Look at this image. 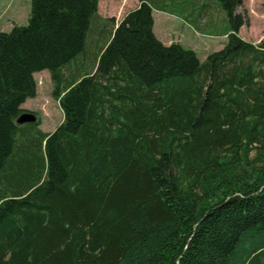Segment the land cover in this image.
Returning a JSON list of instances; mask_svg holds the SVG:
<instances>
[{
    "label": "trees",
    "instance_id": "16d2710c",
    "mask_svg": "<svg viewBox=\"0 0 264 264\" xmlns=\"http://www.w3.org/2000/svg\"><path fill=\"white\" fill-rule=\"evenodd\" d=\"M139 1L110 25L99 0H32L0 31V264H264V39L216 0L228 41L201 62L152 13L198 27L213 0ZM41 70L48 133L17 123Z\"/></svg>",
    "mask_w": 264,
    "mask_h": 264
},
{
    "label": "rangeland",
    "instance_id": "374dc122",
    "mask_svg": "<svg viewBox=\"0 0 264 264\" xmlns=\"http://www.w3.org/2000/svg\"><path fill=\"white\" fill-rule=\"evenodd\" d=\"M213 1L209 2L208 8L200 15L198 27L184 19L187 17L191 20V8L186 10L185 6L176 5H172V11L154 8L153 30L156 37L167 45L180 43L185 48H191L197 53L199 60L204 61L209 54L222 49L228 41L227 35H224L230 23L228 14L216 0ZM139 3V0H99L98 8L100 16L113 18L112 22L109 21L112 25L122 21L125 14L136 9ZM31 6L32 0H0V31L10 32L16 25L26 26L31 16ZM235 14L244 16V23L239 29L242 38L250 42L264 39V0H243ZM110 25L106 28L108 32L113 29ZM87 52L94 60L99 49L94 45ZM35 80L38 86L37 95L27 100L23 104L24 108L36 113L39 118L38 128L42 132H53L62 123L64 113L59 100L53 97L55 85L51 73L41 70L36 73Z\"/></svg>",
    "mask_w": 264,
    "mask_h": 264
},
{
    "label": "water",
    "instance_id": "95a60500",
    "mask_svg": "<svg viewBox=\"0 0 264 264\" xmlns=\"http://www.w3.org/2000/svg\"><path fill=\"white\" fill-rule=\"evenodd\" d=\"M38 119L37 115L33 111H25L20 117H18L17 123L19 124H25V123H31L36 122Z\"/></svg>",
    "mask_w": 264,
    "mask_h": 264
},
{
    "label": "crops",
    "instance_id": "0c3cea01",
    "mask_svg": "<svg viewBox=\"0 0 264 264\" xmlns=\"http://www.w3.org/2000/svg\"><path fill=\"white\" fill-rule=\"evenodd\" d=\"M155 9H153V11H154ZM100 14V13H99ZM173 15V14H172ZM173 16H178V15H173ZM105 18L107 17V16H104ZM35 76H36V73H35ZM25 105V104H24ZM24 105H23V108H24ZM25 109V108H24Z\"/></svg>",
    "mask_w": 264,
    "mask_h": 264
}]
</instances>
